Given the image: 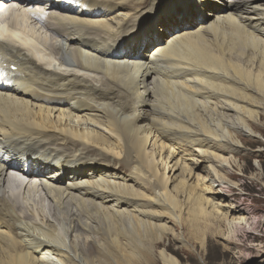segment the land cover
I'll return each mask as SVG.
<instances>
[{"label":"bare ground","instance_id":"bare-ground-1","mask_svg":"<svg viewBox=\"0 0 264 264\" xmlns=\"http://www.w3.org/2000/svg\"><path fill=\"white\" fill-rule=\"evenodd\" d=\"M226 1L149 52L128 37L172 0H0V264H182L176 225L248 223L197 173L262 135L264 0Z\"/></svg>","mask_w":264,"mask_h":264},{"label":"rangeland","instance_id":"rangeland-1","mask_svg":"<svg viewBox=\"0 0 264 264\" xmlns=\"http://www.w3.org/2000/svg\"><path fill=\"white\" fill-rule=\"evenodd\" d=\"M242 60L246 61V59ZM245 63L250 64L248 61ZM259 124L262 126L259 129L262 135L243 140L245 150L238 157L239 167H231V164L228 165L229 162H225L233 176L225 173L209 174L208 169L205 168L197 172L201 175L200 178H204L203 183L206 188H211L213 185L212 188L220 190L218 185L221 183L232 187L234 191L231 196H234L235 200L228 198V201H235L248 209V214L243 215L247 216L248 223L236 231L229 230L225 225L222 235L209 236L205 248L188 236L185 229L176 225L175 236H179V232H184L188 239H191L194 248L181 247L173 236L167 238L161 245L167 246L182 264H264V116L259 119ZM149 148H153V143ZM176 175L180 176L181 171ZM48 205L49 203L45 202V206ZM50 260L57 259L55 256H50Z\"/></svg>","mask_w":264,"mask_h":264},{"label":"snow or ice","instance_id":"snow-or-ice-1","mask_svg":"<svg viewBox=\"0 0 264 264\" xmlns=\"http://www.w3.org/2000/svg\"><path fill=\"white\" fill-rule=\"evenodd\" d=\"M209 7L207 0H172L169 11H161L158 3L157 14L152 17V23L143 31H138L128 37L129 41L137 45H143L149 52L157 42L163 43L161 37L172 34L173 30H180L183 25L195 26V21L202 14V9Z\"/></svg>","mask_w":264,"mask_h":264}]
</instances>
